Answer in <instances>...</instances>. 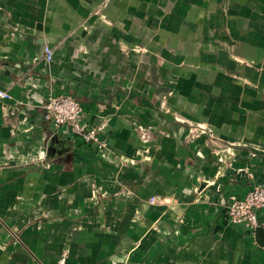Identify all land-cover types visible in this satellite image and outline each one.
Wrapping results in <instances>:
<instances>
[{"label": "crops", "instance_id": "0c3cea01", "mask_svg": "<svg viewBox=\"0 0 264 264\" xmlns=\"http://www.w3.org/2000/svg\"><path fill=\"white\" fill-rule=\"evenodd\" d=\"M0 90V264H264L227 216L264 184V0H0Z\"/></svg>", "mask_w": 264, "mask_h": 264}, {"label": "built area", "instance_id": "2783aa9c", "mask_svg": "<svg viewBox=\"0 0 264 264\" xmlns=\"http://www.w3.org/2000/svg\"><path fill=\"white\" fill-rule=\"evenodd\" d=\"M44 59L50 63L53 50L44 48ZM0 97L9 99L8 92L0 90ZM43 118L50 122L55 134L75 135L83 142L95 145L104 151L108 142L104 138V123L91 124L84 120L85 114L81 103L70 93H50L43 103ZM264 209V184H253L243 196L231 195L227 206V216L231 223L241 224L254 234L257 228L264 230V218L259 216Z\"/></svg>", "mask_w": 264, "mask_h": 264}, {"label": "water", "instance_id": "95a60500", "mask_svg": "<svg viewBox=\"0 0 264 264\" xmlns=\"http://www.w3.org/2000/svg\"><path fill=\"white\" fill-rule=\"evenodd\" d=\"M255 238L260 241V239H264V230L262 228H257L254 232Z\"/></svg>", "mask_w": 264, "mask_h": 264}]
</instances>
